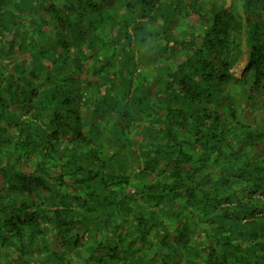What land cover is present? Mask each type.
I'll return each mask as SVG.
<instances>
[{"label": "trees", "instance_id": "1", "mask_svg": "<svg viewBox=\"0 0 264 264\" xmlns=\"http://www.w3.org/2000/svg\"><path fill=\"white\" fill-rule=\"evenodd\" d=\"M225 2L0 0V264H264V0Z\"/></svg>", "mask_w": 264, "mask_h": 264}, {"label": "rangeland", "instance_id": "2", "mask_svg": "<svg viewBox=\"0 0 264 264\" xmlns=\"http://www.w3.org/2000/svg\"><path fill=\"white\" fill-rule=\"evenodd\" d=\"M245 62H246V52H245V48H244L243 55L241 56L240 60L235 65V67L232 69V72L235 74V76H237V77L241 76L242 69L245 65Z\"/></svg>", "mask_w": 264, "mask_h": 264}, {"label": "water", "instance_id": "3", "mask_svg": "<svg viewBox=\"0 0 264 264\" xmlns=\"http://www.w3.org/2000/svg\"><path fill=\"white\" fill-rule=\"evenodd\" d=\"M226 2H225V7H227L228 5H229V3H230V0H225Z\"/></svg>", "mask_w": 264, "mask_h": 264}]
</instances>
